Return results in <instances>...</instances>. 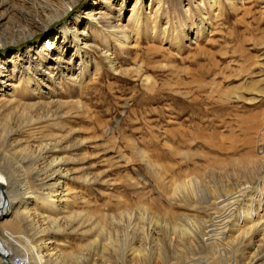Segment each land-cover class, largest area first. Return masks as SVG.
Listing matches in <instances>:
<instances>
[{
    "label": "bare ground",
    "instance_id": "obj_1",
    "mask_svg": "<svg viewBox=\"0 0 264 264\" xmlns=\"http://www.w3.org/2000/svg\"><path fill=\"white\" fill-rule=\"evenodd\" d=\"M80 1L0 0V264H264V140L203 184L197 176L174 181L165 203L150 200L113 213L70 208L67 154L84 141L68 130V140L46 142L44 124L62 118L65 111L57 110L65 89L81 87L103 70L121 73L117 50L136 42L147 22L142 0H92L49 40L21 51V44L73 14ZM153 1L155 15L165 0ZM203 1L196 28L188 27L194 42L205 24L211 26L209 18L222 13L219 0ZM225 1L234 8L242 0ZM185 30L186 24L182 36ZM155 31L148 32L151 40ZM164 31L155 40L177 42V33L166 37ZM8 48L18 50L6 55ZM28 177L36 184L33 192Z\"/></svg>",
    "mask_w": 264,
    "mask_h": 264
},
{
    "label": "rangeland",
    "instance_id": "obj_2",
    "mask_svg": "<svg viewBox=\"0 0 264 264\" xmlns=\"http://www.w3.org/2000/svg\"><path fill=\"white\" fill-rule=\"evenodd\" d=\"M199 1L165 0L154 15L156 3L142 0L147 22L136 42L135 37L127 48L117 50L121 73L103 70L60 94L65 104L57 111L65 112L62 118L46 121L42 134L46 142L68 140L71 130L73 139L84 141L79 153L67 154L64 181L70 208L98 207L113 213L150 200L165 203L174 181L197 176L203 184L223 165L250 156L253 143L264 140L259 129L264 124V0L236 1L234 8L219 0L221 15L209 18L211 26L205 24L206 33L194 42L188 27L196 28ZM91 2L81 0L73 14L21 44V51L49 40ZM128 9L122 13L125 19ZM152 27L154 40L148 33ZM158 31L166 37L177 33V42L160 43L155 40ZM140 66L137 75L134 67ZM14 117L19 114L10 120ZM28 179L33 192L36 184Z\"/></svg>",
    "mask_w": 264,
    "mask_h": 264
}]
</instances>
